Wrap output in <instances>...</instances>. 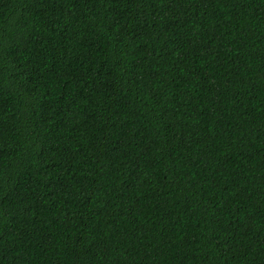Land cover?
<instances>
[{"label":"trees","instance_id":"16d2710c","mask_svg":"<svg viewBox=\"0 0 264 264\" xmlns=\"http://www.w3.org/2000/svg\"><path fill=\"white\" fill-rule=\"evenodd\" d=\"M0 264H264V0H0Z\"/></svg>","mask_w":264,"mask_h":264}]
</instances>
